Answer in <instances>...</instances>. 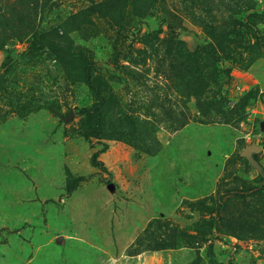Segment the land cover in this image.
Here are the masks:
<instances>
[{
	"label": "rangeland",
	"instance_id": "1",
	"mask_svg": "<svg viewBox=\"0 0 264 264\" xmlns=\"http://www.w3.org/2000/svg\"><path fill=\"white\" fill-rule=\"evenodd\" d=\"M252 143L264 0H0V264H264Z\"/></svg>",
	"mask_w": 264,
	"mask_h": 264
},
{
	"label": "water",
	"instance_id": "2",
	"mask_svg": "<svg viewBox=\"0 0 264 264\" xmlns=\"http://www.w3.org/2000/svg\"><path fill=\"white\" fill-rule=\"evenodd\" d=\"M259 151L260 148L254 143H252L244 148L241 155L247 159V161L251 164V166L255 168L261 176H264V170L262 166L259 164L257 159L252 156L253 154L258 153Z\"/></svg>",
	"mask_w": 264,
	"mask_h": 264
},
{
	"label": "trees",
	"instance_id": "3",
	"mask_svg": "<svg viewBox=\"0 0 264 264\" xmlns=\"http://www.w3.org/2000/svg\"><path fill=\"white\" fill-rule=\"evenodd\" d=\"M100 109H101L100 105H94V106H92L90 108H84L81 111L84 112V113H87L89 115H97L98 112L100 111ZM86 134L88 136H90V137H96L97 136V135H95L96 133L95 134H91V133L87 132ZM252 156L254 158H256L255 154H253ZM92 162H93V164H96V165H102V162L97 160L95 157H93ZM260 182H261V186H264V177L261 178Z\"/></svg>",
	"mask_w": 264,
	"mask_h": 264
}]
</instances>
